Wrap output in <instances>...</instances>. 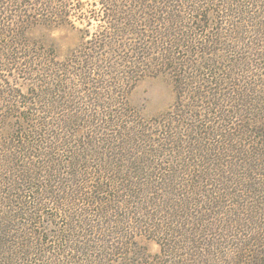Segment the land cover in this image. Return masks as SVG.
<instances>
[{"label": "trees", "instance_id": "trees-1", "mask_svg": "<svg viewBox=\"0 0 264 264\" xmlns=\"http://www.w3.org/2000/svg\"><path fill=\"white\" fill-rule=\"evenodd\" d=\"M94 2L90 17L72 0H0V74L38 92L24 100L0 75V264H264V0ZM92 20L65 62L33 60L25 27ZM161 67L173 105L154 128L122 123L124 80ZM81 85L85 111L69 106ZM21 108L19 129L6 112ZM244 194L263 212L251 235L232 215ZM45 207L65 221L53 233ZM138 235L159 252L139 253Z\"/></svg>", "mask_w": 264, "mask_h": 264}, {"label": "rangeland", "instance_id": "rangeland-1", "mask_svg": "<svg viewBox=\"0 0 264 264\" xmlns=\"http://www.w3.org/2000/svg\"><path fill=\"white\" fill-rule=\"evenodd\" d=\"M72 2L78 6L82 5L83 9L86 10L87 15L90 17H95L99 13L102 12V6L98 4V2H94V0H72ZM262 9V8H261ZM207 19V23H208ZM35 25V24H34ZM75 27L71 26H58L56 28H42L37 27L36 28H28L25 27L27 32V36L25 38L31 39L33 43L38 47L39 50H34L33 53V60L39 64L43 60V55L48 53L50 55L49 59L53 60L55 63H63L68 58L71 57V55L74 54L75 50L80 47L82 39H81V32L82 31H90L95 32L97 30V22L91 21L89 23H84L83 25H80L78 23L75 24ZM33 27V26H32ZM161 69V70H160ZM160 71H146L140 74L139 77L134 81L133 78L129 80V83H126L127 80H124L125 83V89H123L125 92V95H127V98H125V102L128 103V106L130 107V110L132 111V114L128 116L124 121H121L122 123H133L136 125H141L142 128L145 126H149V124L152 125L154 128L156 126V123L159 121V115L161 113H164L169 110V108L173 105L176 94L174 90V77L171 75V73L168 72L167 68L161 67ZM1 77L6 81V84L12 85L14 91L18 93L22 99L27 100L30 97H33L38 92L35 89L34 86L31 85V82L28 81L30 76H26L22 73H14L10 71L2 72ZM72 76L68 75V79ZM71 81H74L73 78H71ZM248 81V80H247ZM237 83V82H236ZM86 86L81 85L80 88L73 87L71 89V93H73L76 97H80V99L77 100V102H72L69 106L72 107V109H76L77 111H85L87 110V105L89 106L91 103H93L92 97H86L84 94V89ZM79 93V95H77ZM102 95V92H101ZM121 101L124 102V99H121ZM101 100L95 101L96 104H99ZM20 114L13 113L11 111H7V116L12 117L11 123H13L15 126L18 125V128L20 127V120L19 117H26L27 114H25L23 109L18 110ZM62 113H60L59 116L53 115L52 117L55 119V117L60 118ZM249 118L257 117L258 115L253 113H245ZM18 116V119H17ZM261 119L264 120V115H259ZM95 117H87L82 118L84 121L78 122V125H83L86 127L83 129V134L86 135L88 133L87 124L86 122L92 121ZM146 128V127H145ZM77 128H75L76 130ZM141 129V128H140ZM154 131V130H153ZM254 140L249 138L248 142L251 143V141ZM58 155H60V158H66L70 154H68L67 151L62 150L57 152ZM229 158L233 159V155L229 154ZM230 159V160H231ZM237 188V187H236ZM239 189V188H237ZM232 190L234 191V186H232ZM241 195V194H240ZM245 197L243 202L239 203L237 206L238 211H235L236 215L239 214L240 219V230L241 228H247L248 226H251L248 228V234H254L257 229L262 226L263 222V212L260 211L259 207L260 204L258 202L254 203L252 205V201L257 199L256 197L252 196V194H244ZM248 201V202H247ZM231 205V202L230 204ZM237 205V204H236ZM250 208H255L251 211ZM235 209V207H230L229 210L232 213V211ZM45 213H47V218H44V228L48 230V228L51 230V232H55L58 227H62L63 223L65 222L63 218L54 219L55 216L53 215V210L47 209L45 207ZM51 210V211H50ZM258 210L259 212H255ZM229 214V213H228ZM252 214V215H251ZM252 220V221H251ZM51 221L52 224H48V222ZM42 227V225L40 226ZM51 227V228H50ZM259 227V228H258ZM45 229L40 228V231L43 233L45 237L48 238L47 232L44 231ZM236 227L233 229V231L230 233V235H236ZM243 232V231H242ZM242 234V237L244 233ZM247 235V234H245ZM53 240V239H52ZM233 240H230L228 244H226V247H231L232 244H235ZM56 244V243H55ZM52 244L51 246L55 245ZM136 250L139 253L145 254L149 258H151L153 255L157 254L159 252V246L151 239H149L147 236H137L136 237ZM51 252H53L51 250ZM120 256L118 252L114 253V259H117V257ZM216 256V255H214ZM228 259L231 258L230 253L227 254ZM230 260V259H229ZM209 264H215L214 261L211 259L209 261V258L207 259Z\"/></svg>", "mask_w": 264, "mask_h": 264}]
</instances>
